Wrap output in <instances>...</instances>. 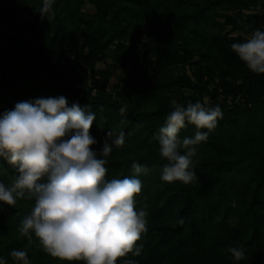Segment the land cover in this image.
Here are the masks:
<instances>
[{
    "label": "trees",
    "instance_id": "16d2710c",
    "mask_svg": "<svg viewBox=\"0 0 264 264\" xmlns=\"http://www.w3.org/2000/svg\"><path fill=\"white\" fill-rule=\"evenodd\" d=\"M42 1L0 0V113L18 102L62 95L69 106L95 114L93 150L102 148L107 131L125 133L124 145H113L105 158L106 179L134 176L133 162L149 169L139 176L142 190L135 197L137 210L147 213V231L137 241L140 255L128 253L116 264H264V74L250 71L231 49L245 42L243 33L264 31V0H90L92 15L77 6L61 13L64 1L54 0L51 19L38 12ZM81 21L90 24L88 33ZM127 21L136 23L130 44L119 40ZM227 25L242 33L231 34ZM5 26L16 31L13 38ZM82 36L87 49H76ZM106 55L112 64L96 67ZM115 67L125 73L109 87ZM173 100L222 111L207 140L195 146L198 180L188 184L161 180L167 161L157 134ZM195 131L187 124L179 137ZM18 175L17 166L0 157V183L9 187ZM33 207L27 197L14 206L0 202V260L20 264L10 253L25 250L30 264H84L53 258L34 234L32 244L20 235ZM230 247L243 249L245 258H232Z\"/></svg>",
    "mask_w": 264,
    "mask_h": 264
},
{
    "label": "clouds",
    "instance_id": "9594fccd",
    "mask_svg": "<svg viewBox=\"0 0 264 264\" xmlns=\"http://www.w3.org/2000/svg\"><path fill=\"white\" fill-rule=\"evenodd\" d=\"M53 3L43 0L38 10L42 18L51 19ZM231 49L250 71L264 74V31L254 30ZM171 103L173 110L157 134L160 156L167 161L161 168V180L188 184L198 180L195 146L207 140L222 111L218 105L208 107L200 101H189L186 106L175 100ZM86 109L78 103L69 106L61 95L18 102L12 110L0 113V157L17 166L19 173L11 186L0 183V202L14 206L17 198L34 200L19 232L29 244L34 234L38 246L51 257L116 264L128 253H141L137 241L147 231V213L137 210L135 197L142 190L139 176L149 169L133 162L134 176L106 179L105 158L113 145H124L125 133L107 131L102 148L93 150L97 141L90 128L96 117ZM120 112L125 113L126 106ZM187 124L195 126V134L181 139L179 132ZM45 177L46 182H41ZM227 251L237 261L245 258L241 248ZM10 255L20 264H30L25 250H13ZM0 264L6 262L0 260ZM123 264L137 262L124 260Z\"/></svg>",
    "mask_w": 264,
    "mask_h": 264
},
{
    "label": "rangeland",
    "instance_id": "374dc122",
    "mask_svg": "<svg viewBox=\"0 0 264 264\" xmlns=\"http://www.w3.org/2000/svg\"><path fill=\"white\" fill-rule=\"evenodd\" d=\"M64 2L61 4V7H57L58 10L61 11V13H64L65 11H68L69 12H73L75 10V7L77 6V8H79V11H81L82 13L86 14V15H92L95 13L96 11V6L95 4L90 1V0H80V1H75V0H63ZM195 1H202V0H195ZM43 2V1H42ZM116 2H119L116 0ZM38 6H40L38 4ZM42 6V5H41ZM249 10H252V8H248V9H245V11H249ZM217 11L222 13V12H225L227 11L225 7L223 6H217ZM71 14V13H70ZM69 14V16H70ZM111 18V14L108 16V19ZM77 18L75 17L72 21L71 24H73L74 20H76ZM216 19H218L219 21H222L223 20V16H216ZM69 23V25H71ZM124 25V24H123ZM127 27H128V30L127 32L119 39L122 43H125V44H130L132 43L136 37H137V32H136V23L135 22H129L127 21L126 24H125ZM145 24L142 25V27H144ZM80 26L81 28L86 32L88 33L91 29L90 27V24L84 22V21H81L80 22ZM226 30H229L230 29V26L227 25ZM4 32L6 34V37L8 38H13L15 36V33L16 31L12 28V26H5L4 28ZM65 31H67V28L65 29ZM231 31V34H238V33H242L241 31L239 30H229ZM144 33H142L143 35ZM244 35L246 36H250L249 33H243ZM86 37L82 36L79 40H78V43L76 45V49L77 48H80V47H83L84 49H87V44L85 43L86 41ZM118 40V38L115 39V42L112 44L111 47H114L115 43H117L116 41ZM113 62V59L110 55H106L103 59L101 60H98L96 62V67H105V66H108L110 64H112ZM80 66H81V69L83 70V67H86L82 62L79 63ZM113 69V73H112V76H111V79H110V84H109V87H112L115 85V83L118 82L119 80V77L124 75L125 73V69L124 68H121V67H115V68H111ZM88 72V68L86 69V73ZM185 92H187V90H185ZM206 98V97H205Z\"/></svg>",
    "mask_w": 264,
    "mask_h": 264
},
{
    "label": "built area",
    "instance_id": "2783aa9c",
    "mask_svg": "<svg viewBox=\"0 0 264 264\" xmlns=\"http://www.w3.org/2000/svg\"><path fill=\"white\" fill-rule=\"evenodd\" d=\"M229 99H230V98H228V101H230Z\"/></svg>",
    "mask_w": 264,
    "mask_h": 264
}]
</instances>
